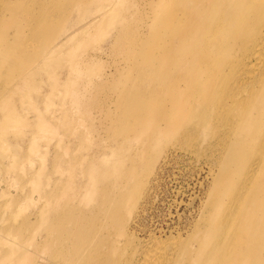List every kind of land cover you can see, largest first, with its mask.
<instances>
[{
  "label": "bare ground",
  "instance_id": "1",
  "mask_svg": "<svg viewBox=\"0 0 264 264\" xmlns=\"http://www.w3.org/2000/svg\"><path fill=\"white\" fill-rule=\"evenodd\" d=\"M99 1L96 12L87 9L85 16L74 21L69 0H0V33L14 26L12 36L22 38L24 48L34 47L50 33L49 41L43 43L42 66L49 65L59 49L66 56L68 72L83 73L87 83L75 89L70 72L61 83L66 90L73 88L74 107L86 108L84 115L89 117V110L106 99L109 127L120 138L114 149L108 147L109 153L92 163L94 167L90 164L88 177L93 184H86L85 190L102 198L99 208L104 216L112 212L116 227L122 228L124 198H144L155 174L148 178L147 165L138 158L129 166L119 155L115 159L114 150L118 154L137 145L146 151L152 148L154 132L177 131L185 141L190 132H200L204 123L220 137L227 138L230 132L231 139L236 134V149L225 155L223 172L229 174L230 182L220 186L226 189V198L219 197L223 205L214 232L202 231L210 225L212 212L201 210L200 221L207 219V223L203 222L197 236L182 241L172 234L167 239L152 234L145 243L140 241L142 245H129L126 261L139 251L140 264H264V0ZM22 25L26 30L17 32L15 26ZM54 32L62 33L60 43ZM108 38L112 53L124 52L119 56L122 64L116 62L111 74H99L105 62L100 57L104 48L98 45ZM73 39L80 40L82 47L97 45L100 54L73 65L75 49L65 48ZM45 73L47 81L55 80L54 71ZM162 111L164 129H157ZM39 120L42 130L51 131V124ZM218 148L226 151L223 145ZM151 152L143 156L150 157ZM215 161L210 162L215 165L208 173L210 188L224 159ZM153 166L152 162L151 171ZM139 201L129 215L130 229ZM116 244L111 243L114 251Z\"/></svg>",
  "mask_w": 264,
  "mask_h": 264
},
{
  "label": "rangeland",
  "instance_id": "2",
  "mask_svg": "<svg viewBox=\"0 0 264 264\" xmlns=\"http://www.w3.org/2000/svg\"><path fill=\"white\" fill-rule=\"evenodd\" d=\"M69 1L74 21L85 16L87 9L90 13L96 12L101 2ZM8 18L12 16L9 14ZM23 25L22 28L15 26L17 32L26 30ZM13 30L14 26L0 33V264H140L143 256L139 251L134 259L126 261L129 245L145 243L152 234L163 239L171 237L170 234L179 236L182 241L192 239L199 234L203 222L207 223V219L200 221L201 210L212 212L210 225L202 231L214 232L223 205L219 197L226 198V189L220 186L230 182L229 174L223 172L225 155L236 149V134L230 139V128H227V138L220 137L214 128L211 130L210 125L204 123L200 132H190L185 141L177 131L154 132L152 148L146 151L137 145L118 154L114 150L112 156L116 159L119 155L127 166L135 158L147 165L148 178L155 173L144 198L140 201L129 196L124 198V225L118 228L112 212L102 214L99 208L102 198L89 196L85 191L86 184H93L89 182L88 169L109 153L108 147L114 149L120 138L109 127L106 99L89 110L91 116H85L86 108L74 107L73 88L66 90L61 84L70 72V82L75 83V89H80L87 84L83 81L84 74L73 73L71 69L68 72L66 56L59 49L55 59L42 66L43 43L49 41L50 33L44 34L34 47L26 45L24 48L23 39L12 36ZM58 35L55 34L54 39L60 43ZM108 40L98 45L104 48L100 57L105 62L99 74H111L115 67L116 58ZM98 46L82 47L80 40L73 39L65 48L75 49L70 62L74 65L100 54ZM47 71H54V81H47ZM109 105L111 109L112 103ZM160 114L163 117L157 120V129H164V111ZM39 118L51 124L48 128L51 131L40 128ZM233 119L234 127L236 117ZM221 145L225 152L223 148L217 149ZM149 151H152L150 157H144ZM215 158V164L218 160L224 161L217 168L214 185L210 188L208 173L210 167L215 166L210 163ZM138 201L130 229V212ZM88 210L95 211L87 213ZM103 223L109 226L102 228ZM129 230L136 241L129 236ZM112 242L119 244L115 251Z\"/></svg>",
  "mask_w": 264,
  "mask_h": 264
},
{
  "label": "crops",
  "instance_id": "3",
  "mask_svg": "<svg viewBox=\"0 0 264 264\" xmlns=\"http://www.w3.org/2000/svg\"><path fill=\"white\" fill-rule=\"evenodd\" d=\"M148 1H150V0H148ZM123 53H124V52H115V53H112L113 56L116 58L115 61H114L115 65H116V62L122 64V62L119 60V56H121V54H123ZM115 65H114V66H115Z\"/></svg>",
  "mask_w": 264,
  "mask_h": 264
}]
</instances>
